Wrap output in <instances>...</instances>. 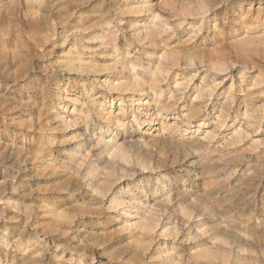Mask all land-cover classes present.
Instances as JSON below:
<instances>
[{
    "label": "rangeland",
    "instance_id": "374dc122",
    "mask_svg": "<svg viewBox=\"0 0 264 264\" xmlns=\"http://www.w3.org/2000/svg\"><path fill=\"white\" fill-rule=\"evenodd\" d=\"M0 264H264V0H0Z\"/></svg>",
    "mask_w": 264,
    "mask_h": 264
}]
</instances>
